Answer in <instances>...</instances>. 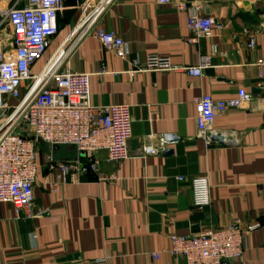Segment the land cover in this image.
<instances>
[{"label": "crops", "instance_id": "crops-1", "mask_svg": "<svg viewBox=\"0 0 264 264\" xmlns=\"http://www.w3.org/2000/svg\"><path fill=\"white\" fill-rule=\"evenodd\" d=\"M201 1L205 15L224 25L211 38L192 43L186 13L172 4L114 0L98 26L122 37L127 55L121 58L91 36L76 43L65 65L91 74L92 103L131 106V157L112 162L106 151H98L96 173L69 177L55 193L49 187L50 166L85 160L86 154L69 146L49 148L46 157L51 154L54 164L40 156L34 217L17 216L11 204H0V264H100L103 259L107 264H186L166 252L172 234L196 235L234 222L243 230L258 227L247 236L243 262L227 264H264V104L254 100L217 116L209 137L222 136L227 143L200 138L195 120V102L205 94H264V87L257 88L260 72L264 83V4ZM79 18L75 0H65L60 22L74 26ZM247 28L258 32L253 49ZM62 39H52L50 53ZM150 55L170 57L179 70L133 72V62L143 63ZM203 56L210 57L203 76L188 75L185 68L197 66ZM41 60L33 74L46 63ZM167 136L178 140L169 142ZM148 146L158 153L144 154ZM201 175L208 176L211 203L197 208L191 179Z\"/></svg>", "mask_w": 264, "mask_h": 264}, {"label": "built area", "instance_id": "built-area-1", "mask_svg": "<svg viewBox=\"0 0 264 264\" xmlns=\"http://www.w3.org/2000/svg\"><path fill=\"white\" fill-rule=\"evenodd\" d=\"M114 0H75L80 18L72 36L76 43L91 36L104 47L124 58L127 46L119 35L98 26L99 18ZM172 4L185 12L190 41L211 38L224 25L205 15L201 0H154ZM264 4V0H251ZM65 0H0V204L9 203L17 216L33 218L34 184L39 162L38 144L50 149L69 146L86 154L85 160L54 164L51 154L46 160L54 172L50 190L59 193L68 178L79 174H93L98 170L94 154L104 150L108 160L121 162L131 157L129 141L132 136L131 106L125 103L95 105L91 101L89 73L73 72L65 65L71 50L56 63L53 58L58 47L38 74L32 68L39 62L60 31V17ZM248 47L257 45V30L244 31ZM73 46V47H74ZM264 64V63H263ZM210 65V57L203 56L197 66L185 68L192 77L203 76ZM133 72L178 71L168 56L150 55L142 63L133 62ZM257 88L264 87L263 74ZM257 100L264 104V94L240 93L232 98H214L209 94L195 102L198 135L210 143V131L217 116L230 109L241 108ZM144 154L158 150L145 147ZM183 180V178H178ZM193 206L204 208L211 203L208 176L191 179ZM257 224L243 230L238 222L221 229H210L196 235L172 234L166 252L183 257L186 264H224L243 262L247 236ZM157 258L159 254H152ZM98 263L107 264L106 259Z\"/></svg>", "mask_w": 264, "mask_h": 264}, {"label": "rangeland", "instance_id": "rangeland-1", "mask_svg": "<svg viewBox=\"0 0 264 264\" xmlns=\"http://www.w3.org/2000/svg\"><path fill=\"white\" fill-rule=\"evenodd\" d=\"M72 24L73 22L69 24L60 22V31L57 34V36L59 35L63 36V39L57 44V48L60 47L65 52L71 50V48H73L76 42V35L72 36L74 28L76 27V23L74 26H72ZM52 54L53 52L50 53V51L48 50V52L44 55L41 62L44 63L45 61H48V59L52 56ZM48 149H49V146H47L46 144H43V143L38 144V162L39 163H40V156H43V158L46 159V153Z\"/></svg>", "mask_w": 264, "mask_h": 264}, {"label": "water", "instance_id": "water-1", "mask_svg": "<svg viewBox=\"0 0 264 264\" xmlns=\"http://www.w3.org/2000/svg\"><path fill=\"white\" fill-rule=\"evenodd\" d=\"M263 26H264V23H263ZM210 139L212 141H216V142H219V143H227L226 140L222 136H211ZM177 140L178 139L175 136H167V141H169V142L174 143V142H177ZM165 153L169 154V153H172V151H167ZM81 154L85 155L84 152H82ZM224 264H227V263H224Z\"/></svg>", "mask_w": 264, "mask_h": 264}, {"label": "bare ground", "instance_id": "bare-ground-1", "mask_svg": "<svg viewBox=\"0 0 264 264\" xmlns=\"http://www.w3.org/2000/svg\"><path fill=\"white\" fill-rule=\"evenodd\" d=\"M65 55V51L62 52V54L55 60L54 63H56L58 60H61Z\"/></svg>", "mask_w": 264, "mask_h": 264}]
</instances>
